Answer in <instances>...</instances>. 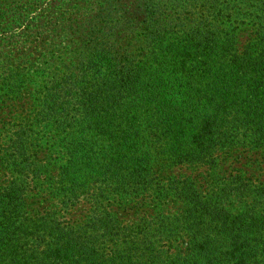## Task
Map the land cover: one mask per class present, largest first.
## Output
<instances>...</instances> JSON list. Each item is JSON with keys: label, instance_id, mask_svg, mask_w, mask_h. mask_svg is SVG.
I'll use <instances>...</instances> for the list:
<instances>
[{"label": "trees", "instance_id": "16d2710c", "mask_svg": "<svg viewBox=\"0 0 264 264\" xmlns=\"http://www.w3.org/2000/svg\"><path fill=\"white\" fill-rule=\"evenodd\" d=\"M237 151L264 171V0H0V264H264Z\"/></svg>", "mask_w": 264, "mask_h": 264}, {"label": "rangeland", "instance_id": "374dc122", "mask_svg": "<svg viewBox=\"0 0 264 264\" xmlns=\"http://www.w3.org/2000/svg\"><path fill=\"white\" fill-rule=\"evenodd\" d=\"M6 117H3V119ZM238 153H233L230 158L226 159L224 162H219L218 167L221 168L225 172H243L245 175L250 176L257 181H261L264 178V171H263V166L259 163L253 162V158H251V154H245V153H240V151H237ZM206 170L204 169H197V170H192V169H183V168H174L173 169V174H183L187 175L189 177H194L195 182L198 185L203 186L204 185V180L207 177L206 175ZM132 204L134 202H131ZM79 209V208H78ZM79 211L80 210H74L71 213L73 216L69 217L71 219H77L79 217ZM116 217L118 220L123 224V225H128L130 223H133L138 216H140V210L135 209L134 205H126V207H119L115 206L113 209Z\"/></svg>", "mask_w": 264, "mask_h": 264}]
</instances>
